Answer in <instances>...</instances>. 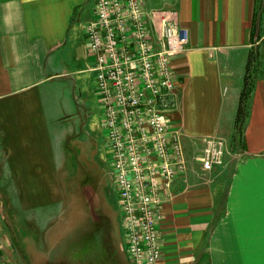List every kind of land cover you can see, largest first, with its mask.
I'll return each instance as SVG.
<instances>
[{
	"label": "crops",
	"instance_id": "crops-1",
	"mask_svg": "<svg viewBox=\"0 0 264 264\" xmlns=\"http://www.w3.org/2000/svg\"><path fill=\"white\" fill-rule=\"evenodd\" d=\"M143 5L154 36L166 12L175 11L187 37L185 49L171 58L176 87L167 105L188 166L164 206L158 264H264V0ZM93 10L94 0H0V178L10 181L29 231L20 264H58L59 258L60 264H133L125 234L118 237L123 219L114 195L116 204L107 194V205L93 206L90 224L83 223L69 175L62 172L68 157L61 143L66 128H59L60 82L79 72L69 65L89 52L85 29ZM254 48L255 90L238 137L236 116ZM93 66L94 58L89 70L96 87ZM207 136L226 141L224 163L212 171L190 154L201 151ZM64 205L70 208L62 210ZM63 233L68 236L59 251Z\"/></svg>",
	"mask_w": 264,
	"mask_h": 264
},
{
	"label": "built area",
	"instance_id": "built-area-1",
	"mask_svg": "<svg viewBox=\"0 0 264 264\" xmlns=\"http://www.w3.org/2000/svg\"><path fill=\"white\" fill-rule=\"evenodd\" d=\"M166 13L154 36L143 0H94L93 18L85 29L133 264L160 261L164 206L188 166L167 105L176 87L171 58L185 49L187 37L176 12ZM225 156L223 138H203L197 158L203 170L222 165Z\"/></svg>",
	"mask_w": 264,
	"mask_h": 264
},
{
	"label": "rangeland",
	"instance_id": "rangeland-1",
	"mask_svg": "<svg viewBox=\"0 0 264 264\" xmlns=\"http://www.w3.org/2000/svg\"><path fill=\"white\" fill-rule=\"evenodd\" d=\"M92 65L93 56L87 50L81 51L76 60L69 65L71 70L77 68L79 72L62 79L60 83L64 87L59 92V95H62L58 100V107L62 116L59 128L61 127L60 130L63 126L66 128L61 143L63 141L66 146L68 157V163L63 167L62 172L69 175L70 188L74 190L77 197L78 204L75 205V208L77 207L75 213L79 210L82 213L78 220L88 224H90L89 217L93 206L101 205L100 203L104 206L107 205L105 199L108 197L107 194L110 195L111 203L116 204L117 202L118 207H120L111 158L107 148V131L104 129V120L102 119H105L104 107L100 103L95 87V74L89 70ZM199 152L192 150L190 154L194 156L196 153L198 155ZM7 182H10L7 178H0V251L3 252L0 256V262L7 260V264H20L21 254L24 251H22L21 245L26 243L25 240L28 239L27 233L29 231L26 230V227L23 229L27 223H23L21 220V212L16 206V201L12 200L14 197L13 190ZM112 194L116 202H114ZM64 206L62 210L70 208V205ZM108 209L111 211L109 206ZM114 212L118 213L119 210L114 208ZM44 216L43 214L42 217ZM58 219L64 225L67 215L62 211ZM117 225L118 237H120L121 234H125L121 220L118 221ZM81 232L83 237L86 235L85 233L88 235L86 228H83ZM21 233L24 239L21 238ZM79 234L81 235V233ZM63 235L65 237L61 236L60 241L58 239L59 251H61L68 236L64 233ZM31 236L33 237V235ZM65 250L63 251L65 252ZM60 261L59 258L58 264Z\"/></svg>",
	"mask_w": 264,
	"mask_h": 264
},
{
	"label": "trees",
	"instance_id": "trees-1",
	"mask_svg": "<svg viewBox=\"0 0 264 264\" xmlns=\"http://www.w3.org/2000/svg\"><path fill=\"white\" fill-rule=\"evenodd\" d=\"M258 55L259 52L256 48H254L250 51L248 56L246 73L244 77V85L242 88L238 112L236 116V128L238 137H241L243 134V128L245 126L246 119L249 116L251 109V100L256 84L255 72L257 68L256 63L259 60Z\"/></svg>",
	"mask_w": 264,
	"mask_h": 264
}]
</instances>
